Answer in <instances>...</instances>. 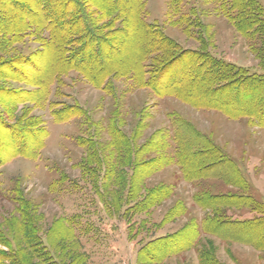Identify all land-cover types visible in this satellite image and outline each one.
<instances>
[{
    "label": "rangeland",
    "instance_id": "1",
    "mask_svg": "<svg viewBox=\"0 0 264 264\" xmlns=\"http://www.w3.org/2000/svg\"><path fill=\"white\" fill-rule=\"evenodd\" d=\"M257 1L264 19V0ZM226 5L221 0H139L136 10L142 8L144 21L183 51L204 50L251 75L263 73V35L247 37L239 31L238 20L235 24L226 16L237 11ZM137 16L126 25L127 31L136 27L130 30L126 53L137 52L141 43ZM39 48L38 40L27 36L1 55L28 57ZM138 80L118 75L103 91L72 71L53 83L42 104L18 102L16 115L5 120L13 124L28 112L29 120L42 124L45 137L34 141L35 146L43 144L36 157H16L0 168V240L7 245L0 244V251L23 249L33 258L25 246L28 239L51 248L63 264L74 259L81 264H211L212 259L216 264H264V245L235 239L227 230L215 235L205 227L208 219L236 223L264 217V128L248 117L196 108L179 97L139 87ZM1 87L31 88L13 81ZM251 98L243 91L233 104L247 106ZM62 107L76 108V117L58 122L51 112ZM4 110L0 103V113ZM177 121L193 131L183 136L211 143L213 156L225 161L222 177L185 179L176 158ZM147 150L157 166L139 168L149 158L139 151ZM153 191L160 195L145 200ZM214 197L239 201L207 206ZM152 201L156 203L148 206ZM136 205L144 212L134 213ZM189 238L190 248L182 242L180 250L168 253L175 250V240ZM156 239L163 242H152ZM154 251H161L159 259Z\"/></svg>",
    "mask_w": 264,
    "mask_h": 264
},
{
    "label": "trees",
    "instance_id": "2",
    "mask_svg": "<svg viewBox=\"0 0 264 264\" xmlns=\"http://www.w3.org/2000/svg\"><path fill=\"white\" fill-rule=\"evenodd\" d=\"M221 1L226 7V3L230 4L232 11H237V15L227 13L226 16L235 24L238 20L239 31L247 37L261 33L264 38V19L257 0ZM136 4H139V0H0V103L5 107L4 112L0 113V168L16 157H36L43 147L42 143L34 145L39 135L45 137L44 129L40 127L42 124L33 118L29 120L28 112H23L15 119V123H8L17 113L15 107L18 102L42 104L47 100L53 83H59L62 77L72 71L81 74L91 85L103 91L107 90L109 81L115 76L135 77L136 80L139 79V87L150 88L161 95L179 97L196 108L216 109L233 117H248L264 128V72L251 75L214 58L204 50L183 51L160 30L146 23L142 17L144 10L140 8L137 11ZM132 15H138L137 34L141 37V43L137 52L134 49L126 53L124 48L132 34L130 30L134 32L136 29L131 25V29L127 31L129 28L126 25ZM116 23L119 24L118 27L115 26ZM27 36L38 40L39 51L28 57L8 58L1 55L5 52V47L10 48ZM261 51L263 54L260 59L264 68V44ZM151 57V64H146ZM169 71L170 75L167 74ZM9 81L31 88L22 91L1 87ZM243 91L252 97L250 104L243 107L234 105L233 100ZM15 98L20 100L15 101ZM12 101L16 104H11ZM59 106L56 105L57 108ZM51 114L59 119L58 122H67L76 117L77 109L62 107L57 111L53 109ZM184 126L186 125L180 124V121L174 124L178 147L176 158L185 172V179L195 181L209 176L222 177L223 172L219 170L224 164L223 158L213 156L215 152L211 143H205L197 137L196 140L192 136H183L182 132H193ZM150 151H139V155L149 157L146 162L139 163V168L145 164L157 166L158 161ZM205 155L208 157L201 159ZM126 160L128 159L123 161V165L127 164ZM105 181L108 182L107 177ZM159 195V191L148 192L144 199L149 201ZM221 200L239 201L236 197H214L206 201V205L210 206ZM153 203L156 201L148 206ZM135 208L138 211L134 213L144 212L143 206L136 205L131 210ZM205 227L215 235L227 230L235 239L250 243L254 240L255 243L264 245V217L236 223L208 219ZM152 242L157 244L163 242V239ZM175 242V250L169 248V254L180 250L182 242H188L186 244L189 248L193 243L192 238ZM0 244L7 246L1 240ZM25 246L33 252V258L23 249L12 250L9 247L10 253L0 251V264H63L53 255L51 248L43 246L40 241L34 243L25 239ZM166 248L168 247L165 245L163 249ZM160 253L161 251H154L155 259L160 258ZM212 260L209 263L216 264ZM72 264L81 263L74 259Z\"/></svg>",
    "mask_w": 264,
    "mask_h": 264
}]
</instances>
